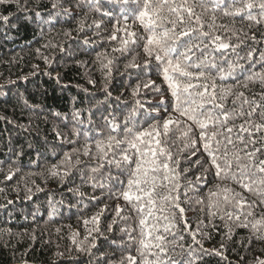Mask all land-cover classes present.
I'll list each match as a JSON object with an SVG mask.
<instances>
[{
  "label": "trees",
  "instance_id": "16d2710c",
  "mask_svg": "<svg viewBox=\"0 0 264 264\" xmlns=\"http://www.w3.org/2000/svg\"><path fill=\"white\" fill-rule=\"evenodd\" d=\"M132 7L120 0H6L0 4V16L8 17L0 19V264H108L109 260L116 264L120 260L121 239H127L120 229L132 222L116 216V205L124 209L121 216L130 210L122 199L112 198L107 187L99 188L98 183L105 182L103 172L91 173L85 165L93 162L82 155L83 163L64 179L63 167L57 176L51 170L61 165L65 153L82 147L83 132L92 129L94 134L103 123L102 116L111 119L112 113L122 122L131 109L138 108L143 123L161 99L152 88L143 87L149 80L161 85V78L144 66L147 58L142 48L129 44L127 51H114L127 38L122 31L125 26L143 35L138 23L125 20V10ZM257 12L254 9L253 15ZM220 22L232 25L229 17ZM235 27L256 36V41H246L248 48H242L241 55L249 48L257 49L255 67L246 64V68L261 71L256 61L264 51V21L257 24L238 17ZM112 35L117 39H110ZM133 58L140 67L126 68ZM109 60L112 63L105 68ZM137 83L141 88L134 96ZM250 87L261 91L258 84ZM75 131L81 135L77 137ZM76 159L73 155V164ZM198 174L202 172L193 169L182 178V185L191 180L194 189L188 190V197L181 196V206L191 231L199 227L196 238L209 252L193 244L188 231L182 232L185 248L176 252L195 264H255L257 257L264 259V243L246 247L248 230L233 227L229 240L226 221L213 218L210 222L206 206L196 201L206 196L211 185L198 183ZM9 175L11 179L6 178ZM244 195L255 199L247 192ZM101 210L98 223L92 222ZM261 211L257 208V215Z\"/></svg>",
  "mask_w": 264,
  "mask_h": 264
},
{
  "label": "snow or ice",
  "instance_id": "6c2138e0",
  "mask_svg": "<svg viewBox=\"0 0 264 264\" xmlns=\"http://www.w3.org/2000/svg\"><path fill=\"white\" fill-rule=\"evenodd\" d=\"M5 2L0 0V4ZM120 2L134 5L125 10V20L138 23L143 35L125 26L122 31L127 38L121 39L122 47L114 51H127L129 44L142 48L147 58L144 66L153 68L161 78V85L149 80L143 87L152 88L161 99L143 123L138 108L131 109L122 122L112 113L111 119L102 116L103 123L94 134L92 129L84 131L82 147L65 153L51 175H60L63 167L61 179L68 177L83 163L81 155L93 162L85 165L91 173L103 172L105 182L98 183L99 188L107 187L112 198L124 201L129 214L121 216L124 209L117 204L116 216L132 222L120 229L127 239H121L122 255L116 264H195L176 252L185 248L183 231L189 232L201 251L209 252L196 238L199 227L191 231L181 206V196L188 197V190L194 189L191 180L184 185L181 180L193 169L202 172L196 176L198 183L211 185L206 196L196 201L206 206L210 222L213 218L226 221L229 240L233 227L248 230L246 247L264 243V211L256 213L257 208L264 209V51L256 61L262 70L251 71L257 49L249 48L246 55H241V49L248 48L247 40L257 38L235 27L238 17L257 24L264 21V0ZM254 9L257 15H253ZM223 17L231 18L232 25L220 22ZM0 19L7 21L8 17ZM134 59L125 67L139 68ZM111 63L109 60L104 67ZM257 84L261 91L253 92L250 86ZM140 88L137 83L132 89L134 96L139 95ZM136 104L144 107L138 100ZM74 135L79 137L81 132ZM73 155L77 157L74 164ZM245 192L255 199L249 200ZM102 211L92 217V222L98 223ZM200 234L210 238V234ZM188 248L191 250L192 245ZM211 251L227 259L222 251ZM255 264H264V259L257 257Z\"/></svg>",
  "mask_w": 264,
  "mask_h": 264
}]
</instances>
